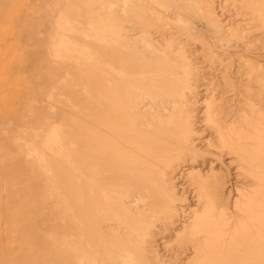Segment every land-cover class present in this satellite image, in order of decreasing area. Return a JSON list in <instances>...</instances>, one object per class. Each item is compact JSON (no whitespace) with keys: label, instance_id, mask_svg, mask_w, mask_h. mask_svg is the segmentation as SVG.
<instances>
[{"label":"bare ground","instance_id":"bare-ground-1","mask_svg":"<svg viewBox=\"0 0 264 264\" xmlns=\"http://www.w3.org/2000/svg\"><path fill=\"white\" fill-rule=\"evenodd\" d=\"M44 9L0 121V264H264V0Z\"/></svg>","mask_w":264,"mask_h":264},{"label":"rangeland","instance_id":"rangeland-1","mask_svg":"<svg viewBox=\"0 0 264 264\" xmlns=\"http://www.w3.org/2000/svg\"><path fill=\"white\" fill-rule=\"evenodd\" d=\"M49 1L50 0H0L1 122L6 117L4 109L6 103L12 102L19 106L18 90L22 87L36 85V74L37 69H39L38 58L41 54L45 53L44 51H40L39 44L46 38L45 31L47 29L43 27V31L40 32L39 23L47 12V9L45 10L44 7ZM251 41L253 46H250V49L246 51L245 55L250 60L258 61L264 66V38L253 36ZM238 51L237 55L243 52L241 49ZM235 58L233 64H236L237 57ZM232 80H234L235 85H243L245 83L244 80L239 81L233 76ZM232 93L233 91H229L223 94L226 98L225 101L238 102L237 100H239V98L235 97ZM262 102L264 105V97ZM1 134L2 130H0V135ZM214 164L215 169L221 170L223 174H225V181L227 182L225 184V193L232 201L235 195V186L240 187L243 185L245 187L247 186V182L241 176H236V170L233 168L236 163L232 162L227 156H224L222 163L215 160ZM178 183L179 187L190 191V188L183 185L181 180ZM188 190L185 191L187 204L191 203V199L193 198L191 196L193 194ZM229 191L230 193H228ZM230 196H232V199ZM181 261H183V259Z\"/></svg>","mask_w":264,"mask_h":264}]
</instances>
